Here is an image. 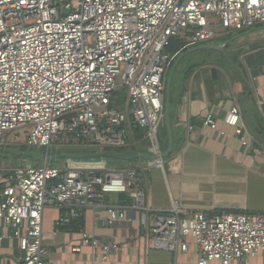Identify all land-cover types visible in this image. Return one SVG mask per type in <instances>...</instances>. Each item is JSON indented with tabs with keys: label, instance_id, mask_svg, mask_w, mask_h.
<instances>
[{
	"label": "built area",
	"instance_id": "obj_1",
	"mask_svg": "<svg viewBox=\"0 0 264 264\" xmlns=\"http://www.w3.org/2000/svg\"><path fill=\"white\" fill-rule=\"evenodd\" d=\"M256 27H264V0H0V148L6 134L25 129V145L47 155L55 143L96 153H141L146 143L153 157L128 168L51 166L47 158L40 167L2 169L0 248L13 239L20 264H53L43 235L50 206L60 212L54 235L78 234L72 252L89 248L101 263L135 239H99L80 222L86 210L104 209V226L137 221L139 238L152 250L177 257L195 245L196 262L185 264L257 258L264 251L263 213L187 214L177 204L162 212L149 202V173L166 165L160 130L167 74L177 58L165 53L171 39H186L190 50ZM224 123L253 148L239 99ZM202 125L227 134L212 114Z\"/></svg>",
	"mask_w": 264,
	"mask_h": 264
},
{
	"label": "crops",
	"instance_id": "obj_2",
	"mask_svg": "<svg viewBox=\"0 0 264 264\" xmlns=\"http://www.w3.org/2000/svg\"><path fill=\"white\" fill-rule=\"evenodd\" d=\"M212 44H221L223 51L190 49L168 71L167 81L176 65L170 94L173 153L166 159L164 169L149 173V202L153 209L162 212H170L177 204L187 214H264V27L232 33L228 39L218 38ZM166 98L167 93L165 103ZM236 98L243 106L246 129L254 137L252 149L243 147L224 123ZM207 114L215 117L219 130L226 131V135L203 127ZM189 125L194 127L192 132ZM164 142L167 150L168 135ZM10 150H18L17 141L7 137L5 146L0 148V178L4 177L2 169L38 167L42 161L14 156ZM140 151L147 153L146 143L141 144ZM59 214L50 206L44 213V245L51 250L53 264H176V260L185 264L198 258L195 245L177 257L152 250L139 238L137 221L104 226L107 217L104 209L86 210L85 228L99 239H135L131 248L101 263L89 248L72 252L73 244L79 243L78 234L63 230L54 235ZM20 257L16 242L6 240L0 248V263L20 264ZM250 264H264V251L251 259Z\"/></svg>",
	"mask_w": 264,
	"mask_h": 264
},
{
	"label": "rangeland",
	"instance_id": "obj_3",
	"mask_svg": "<svg viewBox=\"0 0 264 264\" xmlns=\"http://www.w3.org/2000/svg\"><path fill=\"white\" fill-rule=\"evenodd\" d=\"M117 96H121V94H117ZM121 98V97H120ZM121 101L123 102L122 98ZM166 133L164 129V125L161 127L160 130V140L162 143L163 150H166V145L164 142ZM12 138L17 141V148L18 150L22 151L23 153L34 151L38 153H47L46 148H34L31 149L28 146L25 145L27 141V133L25 129H19L15 132L6 134L5 138ZM98 151L97 148L94 147H87V146H80V147H72V146H58L55 144H52V147L49 150V156L52 158L50 160L51 166H66L69 168H82V167H90V166H105L107 168H128L133 165L132 162H125L120 161L112 158H100V159H93V160H69L66 158H55L57 156L62 155H88V154H94ZM119 151V153H122L123 150H115ZM27 159V158H26ZM32 162V161H30ZM36 165V164H35ZM44 161H39L38 167L43 166ZM47 210V207L45 211Z\"/></svg>",
	"mask_w": 264,
	"mask_h": 264
},
{
	"label": "water",
	"instance_id": "obj_4",
	"mask_svg": "<svg viewBox=\"0 0 264 264\" xmlns=\"http://www.w3.org/2000/svg\"><path fill=\"white\" fill-rule=\"evenodd\" d=\"M199 49H209V50H215V51H223V48L221 44H207ZM176 65L173 67V69L170 72L169 79L167 81V88H166V93H167V98H166V103H165V117H164V124L165 128L168 133L169 137V147L166 151L163 152L162 158L167 159L169 156L172 155L173 153V136H172V121H171V100H170V94H171V86H172V81H173V76H174V71H175ZM14 156H23L32 160H44L45 159H52L47 155V153H35V152H26L23 153L20 150H10L8 151ZM57 158H66L69 160H93V159H100V158H112L120 161H125V162H132L138 159H152L153 157L143 154V153H137L134 151H128V152H104V153H94V154H88V155H62V156H57Z\"/></svg>",
	"mask_w": 264,
	"mask_h": 264
},
{
	"label": "trees",
	"instance_id": "obj_5",
	"mask_svg": "<svg viewBox=\"0 0 264 264\" xmlns=\"http://www.w3.org/2000/svg\"><path fill=\"white\" fill-rule=\"evenodd\" d=\"M186 46H187L186 39L176 37V38L171 39L169 46L165 49V53H167L171 56L177 55V58L175 60V61H177L181 57V55H183V53L188 51V48L184 49ZM164 129H165L166 135H168L165 126H164ZM171 157H172V155L169 156V158H171ZM132 163L134 166L135 165L134 163H137V160L132 161ZM80 222H81V224L85 225L84 219H82Z\"/></svg>",
	"mask_w": 264,
	"mask_h": 264
}]
</instances>
